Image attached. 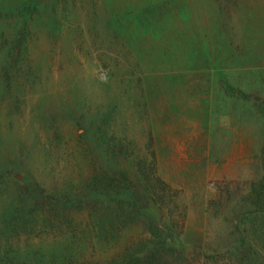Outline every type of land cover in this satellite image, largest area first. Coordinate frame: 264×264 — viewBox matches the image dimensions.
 <instances>
[{
    "label": "rangeland",
    "instance_id": "rangeland-1",
    "mask_svg": "<svg viewBox=\"0 0 264 264\" xmlns=\"http://www.w3.org/2000/svg\"><path fill=\"white\" fill-rule=\"evenodd\" d=\"M263 110L264 0H0V264H233Z\"/></svg>",
    "mask_w": 264,
    "mask_h": 264
},
{
    "label": "trees",
    "instance_id": "trees-1",
    "mask_svg": "<svg viewBox=\"0 0 264 264\" xmlns=\"http://www.w3.org/2000/svg\"><path fill=\"white\" fill-rule=\"evenodd\" d=\"M260 159L262 172L258 179L250 183L247 195L242 201L245 208L234 212L230 220L233 227L232 235L235 238L230 243L228 252L233 264H264V137ZM156 182H160L164 188H169L159 178H156ZM158 183L155 185L156 188H160ZM86 188L99 196L116 195L131 205H138L146 199L143 188L131 178L128 168L123 164L113 169L104 166L94 169L87 177ZM150 223L148 229L156 250L162 248L164 254L173 255L175 250L172 247H164L169 237L168 234L165 236L162 233L165 228H161L155 221ZM121 261L122 264H141L139 258L132 256H124Z\"/></svg>",
    "mask_w": 264,
    "mask_h": 264
},
{
    "label": "built area",
    "instance_id": "built-area-1",
    "mask_svg": "<svg viewBox=\"0 0 264 264\" xmlns=\"http://www.w3.org/2000/svg\"><path fill=\"white\" fill-rule=\"evenodd\" d=\"M101 74H102V72H101Z\"/></svg>",
    "mask_w": 264,
    "mask_h": 264
}]
</instances>
